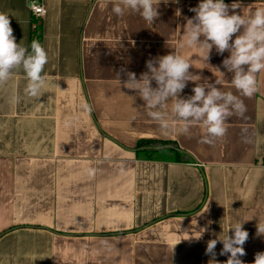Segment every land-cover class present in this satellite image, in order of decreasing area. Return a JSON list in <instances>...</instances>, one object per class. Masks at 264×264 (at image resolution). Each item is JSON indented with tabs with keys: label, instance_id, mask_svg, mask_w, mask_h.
<instances>
[{
	"label": "crops",
	"instance_id": "1",
	"mask_svg": "<svg viewBox=\"0 0 264 264\" xmlns=\"http://www.w3.org/2000/svg\"><path fill=\"white\" fill-rule=\"evenodd\" d=\"M41 1L45 85L37 97L27 95L23 71L0 85V264H214L207 242L237 222L249 233L241 259L253 264L264 252L257 235L264 224V71L257 92L241 97L244 117L232 116L223 138L202 143L199 124L188 134L176 126L163 131L123 88L121 67L139 78L149 58L176 52L203 82L220 79L222 90L239 95L222 66L230 53L213 48L206 60V50L184 44L200 0L162 2L154 23L130 11L115 15L112 0ZM234 2L243 15L264 7V0H225ZM0 12L30 50L37 20L29 0H0ZM193 87L188 82L181 96ZM141 140L160 144L146 151ZM222 247L215 249L220 264L228 258Z\"/></svg>",
	"mask_w": 264,
	"mask_h": 264
},
{
	"label": "clouds",
	"instance_id": "2",
	"mask_svg": "<svg viewBox=\"0 0 264 264\" xmlns=\"http://www.w3.org/2000/svg\"><path fill=\"white\" fill-rule=\"evenodd\" d=\"M162 2L168 4L169 0H112V11L117 16H123L126 11L138 13L145 22L154 23L160 16ZM240 7L239 2L229 5L225 0H200L190 9L195 15L187 18L184 30L185 46L206 50V60L213 48L219 55L230 53L223 59L222 66L224 72L232 74L231 86L239 95L222 90L220 79L203 82L206 78L190 71L189 59L176 52L149 58L147 71L139 78L126 67L116 72L123 88L143 101L147 115L161 130L176 126L180 133L188 134L193 125L199 124L206 129L201 142L212 144L226 135L227 121L232 116L244 117L247 109L241 97L251 98L257 92V76L264 71V7L248 15L235 11ZM47 63L48 54L41 43L32 40L30 50L17 43L9 15L0 12V85L17 71H23L28 80L25 93L37 97L45 85L42 73ZM122 76L126 79L122 80ZM188 82L195 83L194 94L184 98L181 93ZM12 102H19V97L14 96ZM85 108L90 110L91 106L85 105ZM243 224L237 222L222 238L207 242L205 254L214 264H220L215 259L218 242L223 245L219 254L228 257L223 264H245L241 257L246 255L244 244L249 233ZM205 231L207 228L203 229ZM202 235L195 239L199 240ZM257 235H264V224H257ZM253 264H264V252L255 254Z\"/></svg>",
	"mask_w": 264,
	"mask_h": 264
},
{
	"label": "built area",
	"instance_id": "3",
	"mask_svg": "<svg viewBox=\"0 0 264 264\" xmlns=\"http://www.w3.org/2000/svg\"><path fill=\"white\" fill-rule=\"evenodd\" d=\"M29 7L31 9L32 15L35 20H37L33 24V28L36 30H39V27L41 26L40 22L41 19L44 17L46 10L41 0H29ZM36 38V34H35Z\"/></svg>",
	"mask_w": 264,
	"mask_h": 264
},
{
	"label": "trees",
	"instance_id": "4",
	"mask_svg": "<svg viewBox=\"0 0 264 264\" xmlns=\"http://www.w3.org/2000/svg\"><path fill=\"white\" fill-rule=\"evenodd\" d=\"M40 29H41V26L39 27V30L35 31L36 38L34 39V40H38L39 42H40V39H41ZM151 144H160V143L153 142V141H150V140H141L139 142V146L143 147V149H145L146 151H151V150L155 149L154 147H149V146H151ZM152 146H154V145H152Z\"/></svg>",
	"mask_w": 264,
	"mask_h": 264
}]
</instances>
